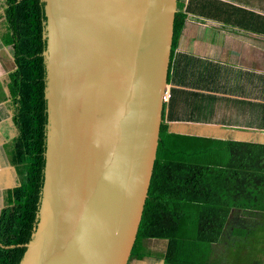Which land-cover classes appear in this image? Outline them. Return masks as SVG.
Here are the masks:
<instances>
[{"label": "water", "instance_id": "water-1", "mask_svg": "<svg viewBox=\"0 0 264 264\" xmlns=\"http://www.w3.org/2000/svg\"><path fill=\"white\" fill-rule=\"evenodd\" d=\"M49 130L23 264H128L160 139L178 0H45Z\"/></svg>", "mask_w": 264, "mask_h": 264}, {"label": "trees", "instance_id": "trees-1", "mask_svg": "<svg viewBox=\"0 0 264 264\" xmlns=\"http://www.w3.org/2000/svg\"><path fill=\"white\" fill-rule=\"evenodd\" d=\"M17 4L30 14L33 35L30 53L17 58L11 75L19 134L6 148L19 183L6 191L0 214V264H23L28 256L27 244L35 238L42 218L47 169V2L4 0L5 6ZM190 15L264 35L262 14L219 0H178L169 84L184 85L178 83L185 82L178 79L179 64H187L186 81L196 68L195 58L177 53ZM170 91L172 97L175 89ZM166 107L165 102L157 158L131 258L150 255L144 240L160 238L168 240L162 255L165 264H210L211 246L224 235L232 210L258 205L250 204V199L260 201L256 193L264 192V144L172 131L164 118ZM186 151L191 154L185 155Z\"/></svg>", "mask_w": 264, "mask_h": 264}, {"label": "crops", "instance_id": "crops-1", "mask_svg": "<svg viewBox=\"0 0 264 264\" xmlns=\"http://www.w3.org/2000/svg\"><path fill=\"white\" fill-rule=\"evenodd\" d=\"M219 1L230 6L243 5L236 0ZM257 12L264 15L261 8H257ZM201 29L221 34L224 37L221 45L209 40L204 43L209 49L199 47L194 51L189 40L195 39ZM32 35L33 25L25 6H5L4 0H0V214L6 204V191L19 183L17 169L6 148L19 134L14 120L11 75L17 69V58L30 53ZM241 42L244 45H240ZM243 46L249 48L247 54L241 52ZM218 47L238 60L231 69L242 71V80L235 82L238 75L228 70L223 75L221 69L215 67L220 58ZM177 53L189 55L197 63L189 81L184 79L187 64H179L178 79L185 82L178 83L184 85L170 84L175 91L172 97L170 91L165 101L164 117L170 129L182 134L264 144V35L244 30L234 32L233 25L190 15L179 38ZM223 76L224 88L219 87V78ZM235 83L239 84L236 89H226L227 85ZM221 97L226 99V105L218 109ZM236 102L242 104V112L235 111ZM226 109L230 123L223 121ZM256 195L260 201L250 199L249 203H258L257 206L232 210L224 235L211 246L210 264H264V223L260 224L264 222V192ZM248 231L250 234H245ZM143 245L150 253L153 250L155 253L142 259L130 257L128 264H165L162 255L167 250L168 240L148 238Z\"/></svg>", "mask_w": 264, "mask_h": 264}, {"label": "rangeland", "instance_id": "rangeland-1", "mask_svg": "<svg viewBox=\"0 0 264 264\" xmlns=\"http://www.w3.org/2000/svg\"><path fill=\"white\" fill-rule=\"evenodd\" d=\"M239 4H243V5H236L234 3L233 6H238V7H241V8H248L249 11H253L255 13H258L257 12V8H261L263 11H264V0H236ZM246 9V10H248ZM188 20V19H187ZM234 32L235 31H239L241 29L237 28V27H234ZM224 37H221V34H219L218 32L216 31H213L211 29H201L198 34H197V37L194 39V38H191L189 40V43H190V46L191 48L197 52L198 48L200 47L201 50H205V49H209L207 46H204L205 44V41H209V40H213L214 43L216 45H221L222 41H223ZM263 39V38H262ZM262 43V42H261ZM240 45H244V43H240ZM211 49H214L212 46H211ZM219 59L217 60L216 64H215V67L216 68H220L221 69V74L224 75V71L226 72V70H228L231 74H235V75H238L237 78H235V82H238L240 80H242V71H239V72H236V68L234 70L231 69L232 66H236L239 62L238 60L236 59H233L231 55H226V52L222 51L221 48H219ZM248 50L249 48L247 46H243L242 47V51L241 52H244L245 54L248 53ZM247 56V55H246ZM260 60L263 62V57L260 56ZM221 81V84H222V88H224V85H225V77H221L220 79ZM239 84L235 83L234 85L231 84V85H227L226 89H228L229 87H231L232 89H236V87L238 86ZM224 90V89H223ZM222 99V102H219V108L218 109H221L223 108L226 103L224 100H226L224 97H221ZM236 107H235V111L236 112H242V104L236 102ZM228 109V108H227ZM226 109L225 112H223V121L225 123H230L231 120L229 118V115L226 113L228 112V110ZM231 112V110H230ZM231 115V114H230ZM222 127H226V125H223ZM225 138V137H224ZM228 139V138H226ZM209 148L211 149V145H208ZM215 147V146H212V148ZM191 154V152L189 151H186V154L185 155H189ZM195 154V153H194ZM193 155V153H192ZM209 157H214V156H209ZM218 156H215L214 159H216ZM225 157H226V153H225ZM203 159H205V157H203ZM200 163L202 164L203 161L202 159L200 160ZM264 222H260V224H263ZM245 234H250V232L248 231L247 233ZM253 234V233H251ZM150 250H153V248H149ZM155 253V251H151V254Z\"/></svg>", "mask_w": 264, "mask_h": 264}, {"label": "built area", "instance_id": "built-area-1", "mask_svg": "<svg viewBox=\"0 0 264 264\" xmlns=\"http://www.w3.org/2000/svg\"><path fill=\"white\" fill-rule=\"evenodd\" d=\"M169 97H170V90L168 89L166 92V98H169Z\"/></svg>", "mask_w": 264, "mask_h": 264}, {"label": "clouds", "instance_id": "clouds-1", "mask_svg": "<svg viewBox=\"0 0 264 264\" xmlns=\"http://www.w3.org/2000/svg\"><path fill=\"white\" fill-rule=\"evenodd\" d=\"M170 85V84H169ZM168 89L170 90L171 88H170V86L168 87ZM167 99V98H166Z\"/></svg>", "mask_w": 264, "mask_h": 264}]
</instances>
